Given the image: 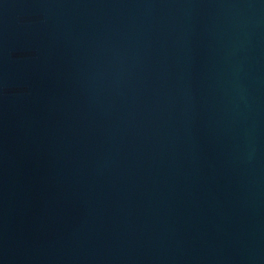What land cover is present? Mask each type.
<instances>
[{"label": "water", "instance_id": "95a60500", "mask_svg": "<svg viewBox=\"0 0 264 264\" xmlns=\"http://www.w3.org/2000/svg\"><path fill=\"white\" fill-rule=\"evenodd\" d=\"M0 264H264V0H0Z\"/></svg>", "mask_w": 264, "mask_h": 264}]
</instances>
